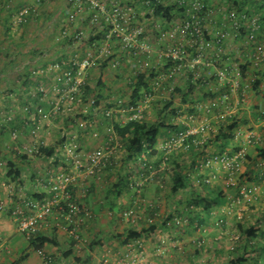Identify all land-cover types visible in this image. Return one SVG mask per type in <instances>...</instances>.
Instances as JSON below:
<instances>
[{
	"label": "crops",
	"instance_id": "1",
	"mask_svg": "<svg viewBox=\"0 0 264 264\" xmlns=\"http://www.w3.org/2000/svg\"><path fill=\"white\" fill-rule=\"evenodd\" d=\"M207 2L210 11L207 15L210 19L205 21V24L211 39L218 37L216 24L222 16L228 15V13L234 15L241 22L243 29L247 31L250 28L249 21L239 17L236 11L229 9L230 11L227 12L228 6L223 0H207ZM220 2L221 6L218 5ZM25 6L34 7L36 14L32 16L27 25L16 24L13 17ZM138 9H143V7L138 4ZM69 13L70 6H68L67 0H9L0 7V200L6 201L13 208L24 199L42 200L48 198L50 196V177L61 171L72 170L66 160L65 145L72 144L80 150L90 153L106 147L109 141H114L116 144L115 157H113V164L109 168L96 175H87L84 171L79 173L78 187H76L75 193L79 201L95 213L93 221L80 230L81 240L70 237L65 226H60L64 223H60V220L55 218L49 219L48 226L42 236L49 237L53 241L46 244L44 250L52 256L54 264H115L119 255L130 250L129 248L132 246V240L129 239L130 231L143 229L141 228L143 225L125 221L122 218V212L135 209L136 204L140 202L141 205V202L145 200L149 204L147 210L144 211V215L146 214L144 219L150 215V208L153 206L162 214L168 212V216L173 215L180 209L178 208L180 199L176 201L174 198L180 196L183 190L180 189L173 193L171 187L169 190L165 189L164 185L168 183L164 178L165 175L162 176L163 178H159L160 171L154 169V164L160 160L162 155L158 149L164 137L156 146L158 154L150 158L147 157L150 173L144 175L143 193L137 195L132 188V183L141 180L139 173L141 167L138 169L134 160L128 159L123 150L117 151V145L122 147L121 141L113 132L111 121L109 122L105 118L107 106L117 100V97L124 91L126 82H117L118 77L124 75L125 78L137 70L136 59L128 55L122 48V43L116 42L115 44L117 57L121 62V67L118 70L103 69L100 64L88 70L87 80L91 82L92 86H96L97 82L103 79L102 81L111 89L105 94L99 107L90 106L86 100L87 97L84 96L85 98H81L79 102L71 106L72 109L67 108L58 117L53 116L49 122L42 121L36 114L37 107L47 106V102L58 97L59 89L55 82L57 74H52L50 70L53 64L68 62L76 57L83 58L89 48L93 47V42L98 40V38H94L100 32L92 31L90 27H87L88 22L82 23L78 20L73 23L69 22ZM141 22L146 24L147 20L143 18ZM163 27L170 28L171 25L164 24ZM67 30L81 33L84 42L74 44L69 37L64 38V33ZM263 32L264 26L260 33ZM147 37L155 49L153 65L162 64L164 59L161 56L160 47L163 45L158 43V36L156 37L154 31L148 33ZM244 37L237 40L231 38L230 43L226 45L231 59L237 60L239 57L243 59L242 56L247 52V41ZM93 39L94 41L91 42ZM42 70H45L47 75L39 74V71ZM199 70L202 75L208 74L204 67H200ZM259 71L264 73V67ZM180 77L175 80V83L183 85L186 80L184 77L183 79ZM40 87L47 90L45 98H41L39 94ZM228 104L230 107L225 112L238 115V118L241 119L240 129L252 132L260 139L257 144L251 145L249 148V158L243 168L241 178L243 182L253 186L256 183L255 179L257 180L254 165L258 164L264 153V137L261 135L264 121L259 117L260 114H264V89L251 91L246 102L241 103L237 98H230ZM28 106L33 110L31 114L26 113ZM110 111H112L111 118L114 122L121 126L126 124L129 112L115 107ZM178 119L176 118L177 124L179 123ZM213 122L217 124L219 121L217 119ZM35 125L40 126L38 139L32 138L29 144H26L25 140L12 141L11 133L13 131L17 130L21 135L30 136L29 132ZM61 126L62 129H57ZM214 131L217 130L214 129ZM54 135L55 139L49 142L48 137ZM38 145L47 149L53 148L54 154L50 157L26 155L27 158L23 159L25 149H36ZM210 148L212 151H209V155L218 150V146ZM226 149L231 151V145ZM12 165H14L13 168H11ZM17 170L20 172V176L16 178V174H13L12 171ZM252 174L253 176H251ZM168 178L169 175L166 176V179ZM159 183L160 185H158ZM221 190H219L222 196L219 201L221 205L212 206L210 211L205 207L206 211L202 215L204 218L210 219L208 224H203L200 228L210 231L209 239L204 241V247L198 245L202 241L199 238L198 243L189 241L191 245L189 250L186 249L189 246L186 243L185 250L169 256L155 257L157 248L161 247L164 242L166 244L169 242L182 243L194 237L196 233L193 232L200 224L193 222L179 232L176 230L175 232L169 224L167 225L163 221L156 226L154 232L150 231L143 237L148 241L150 258H155L159 264H231L233 259L244 256L246 264H264V239L227 243L224 241V234L220 236L217 229L232 231L234 227L226 224L216 227L215 223H210L214 212L219 213L216 216L220 217L221 211L232 201V193L225 190L223 185ZM209 193L213 196L211 192H203L200 195L206 197L208 203H214ZM215 194L217 195V193ZM251 195H253L252 199L247 202L250 209L245 214H251L257 220L258 217L264 215V194L252 190ZM255 209L257 211L253 213ZM243 226L241 228L238 224L234 228L239 235L242 230L250 228L248 225ZM262 227L264 228V221ZM233 254L237 256L234 257ZM201 255L206 256L205 259L199 258ZM40 262L41 259L37 251L30 249L29 242L18 232L11 217L5 213L0 214V264H40Z\"/></svg>",
	"mask_w": 264,
	"mask_h": 264
},
{
	"label": "built area",
	"instance_id": "2",
	"mask_svg": "<svg viewBox=\"0 0 264 264\" xmlns=\"http://www.w3.org/2000/svg\"><path fill=\"white\" fill-rule=\"evenodd\" d=\"M6 1L9 0H0V7ZM180 3H182V0ZM67 4L70 6L69 22L73 23L78 20L85 23L88 21L92 27L100 28L97 30L98 33L101 29H106L105 38L93 42V47L89 48L82 59L76 57L70 61L69 65L73 66V69L67 72L65 79L62 80L63 85H65L64 92L60 98L53 102L52 112L42 109L38 110L42 121L49 120L51 115L65 112L66 107L70 105L69 102L72 103L77 94H83L84 90L80 89L87 81L85 76L88 70L99 64L101 60H109L110 69H118L120 61L114 56L113 50L116 42L122 43L123 49L128 52H132L135 49V56L139 54L146 55L145 59L137 63L136 66L146 68L153 64L151 59L155 51L154 46L148 40L145 26L139 23V17H145L148 13H142L139 16L131 2L123 3L122 0H67ZM145 5L150 8L152 3L147 0ZM192 8L201 14L188 13L187 18L180 23L174 24L168 30L163 29L159 24L156 25L158 40L160 42L168 41V46L161 53L162 58L180 62L183 65H187L190 69H198L195 78L202 74L201 70H199L200 67L206 68L208 71L207 75H216L219 87L224 88L227 86V93L223 96L224 99L236 97L239 102H246L249 93L253 91V85L257 81H260L261 85L264 86V75L261 77L257 74L264 67V34L259 38V32L261 31L259 18L252 17L249 21L250 32L246 37V43L248 46L250 45V50L248 49V52L242 56L243 59L239 57L236 60L231 59L227 47H225L231 35L222 33L217 38H208L205 21L209 20L210 17L202 15L205 5L199 0H194ZM150 11L149 14H152V9ZM35 14L36 9L34 7H22L16 13L15 23H28ZM227 16L224 15L223 18L227 19ZM229 16L230 20H237L234 15ZM241 18L246 17L242 16ZM234 23V27L238 25L236 22ZM64 34L74 44L83 43V35L81 33L67 30ZM67 63L62 62V64ZM246 64L251 65L254 72L243 77L240 67ZM61 66V63H56L52 66V69L58 70ZM175 72L176 70L168 75L169 78H172ZM141 117L138 113L132 116L133 119ZM39 130L40 127L38 126L36 130H32V134L36 136ZM210 130L212 128L208 125V121L203 120L199 126H192L190 129L179 133L177 136L172 137L170 141L163 143L160 148L168 152L182 149L185 146L187 147L186 142L190 136ZM11 138L12 141H16L19 138V134L13 132ZM205 140L198 141L195 139L194 142L203 144ZM236 140L239 142V149L233 156L221 157L216 155L208 160L207 167H215L216 170L221 171L225 187L235 192L231 196L233 197L232 204L224 211L227 212L229 217L236 216L238 221H242L243 213L242 211L238 212L236 209H241L246 199L251 195L252 190L264 194V178L261 186L258 185L252 189L251 186L241 180L243 168L248 161L249 148L251 145L257 144L260 139L252 132L238 129ZM34 150V148H31L28 152L33 154ZM65 152L67 163L71 165L72 170L61 171L50 177V196L48 198L42 200L24 199L13 208L6 201L0 200V214L9 215L16 224L18 232L28 242L37 236H42L46 226H48L49 219L54 218L59 219L60 223H64L60 226H65V230L70 237L81 240L80 230L95 218V213L82 204L75 193V189L78 187L79 173L84 171L87 175L100 174L109 165L113 164L112 159L115 155V150L108 144L104 148L86 153L75 145L69 144L65 145ZM260 166L263 165L260 164ZM217 176L216 171V174L209 178L207 182L215 181ZM136 186L138 188L139 184L137 183ZM123 218L129 222L132 221L133 211H126L123 214ZM149 222L153 224L154 220L149 219ZM142 243L139 240L134 242L133 246L142 248ZM37 254L41 259L40 264H54L52 256L46 250H38ZM127 259H129V254H124L119 264H130Z\"/></svg>",
	"mask_w": 264,
	"mask_h": 264
},
{
	"label": "trees",
	"instance_id": "3",
	"mask_svg": "<svg viewBox=\"0 0 264 264\" xmlns=\"http://www.w3.org/2000/svg\"><path fill=\"white\" fill-rule=\"evenodd\" d=\"M135 1L137 6H135V11L138 12V4L141 6L143 5L142 7L147 9V13L149 15L147 17L149 18V21L159 18L167 23H171L172 21L179 19V17L181 16H188V13L190 11H193L192 5L190 4L192 0H182V3H180L181 0H151L152 5L150 6V8H147L145 5V2L147 0ZM223 1L225 2V5L228 6V8L232 11L235 10L238 11V13L242 12L249 17L253 15L257 16L260 19V23L262 24L261 28L264 26V0ZM202 4L205 5V8L202 11L203 15L210 13L208 2L206 0H202ZM150 9H152V14L150 13L151 16L149 14V12H151ZM229 9L228 11H230ZM140 12L145 13L144 9H139V16ZM194 13L200 14L197 11H194ZM223 17L224 16H222L216 24V32L218 31L219 35L222 33H227L230 35L232 34L236 39H240L242 35L247 36V34L250 32L249 29L247 31L243 29L241 22L234 19L230 20L229 13L227 19H224ZM234 22L238 24L235 27ZM153 30V26L147 22L145 33L147 34L149 32H152ZM105 33L106 29H101L100 33L94 39L105 38ZM94 39L91 42H93ZM116 49L117 47H115L114 45V56L118 58ZM135 51L136 50L133 49L132 52H126L131 58L136 59L137 63H139L140 61L142 62L145 59L146 55L139 54L135 56ZM154 53L151 59L152 63ZM63 62L67 63V61ZM56 63H61L62 65L58 70H51L52 74H57L55 80L57 84L56 87L57 89H59V91L57 92V99L60 98V96L64 92L65 85H63L62 80L65 79V74L67 72L72 71L73 66L69 65V63H71L70 61H68L67 64H62V62ZM99 64L103 69L110 67L109 60H101ZM120 67L121 62L118 69ZM136 67L137 70L130 76L128 75L124 78L123 75L118 77V79L117 76H115L117 82L121 81L123 83H126L124 84L123 93L119 95L120 97L118 96L117 100H114V102L107 106L105 118L108 119L109 122L111 121V128L114 130L113 132L121 141L122 147L117 145V151L120 152L121 150H123L128 159L134 160L138 169H140L139 167H141L139 171L141 178H144V175L150 173V164L147 162V157L150 158L158 154V152L160 151L162 152L161 158L156 164H154V169L160 171L161 173V176H159V178H163L162 176L165 175L164 178L166 181H168V179H166V176L169 175L171 181L170 187L172 188L173 193H176L180 189L186 191L187 189H189L190 192H193V194L196 196L195 200L189 203L190 207L180 208L175 214L170 215L166 219H164L165 224L167 225L170 222H173L174 225H177L178 222L182 223L187 221L186 219L188 218H185L184 214L188 211V213L193 212L190 210L193 209L194 206L203 204L208 209V211H210L212 206H217L219 204L221 205L219 201L222 196L219 190H221L222 185L220 183H217L216 181H212L211 183L207 182V180L209 178H212L217 171L215 167H207V162L209 159L215 157L216 155H219L221 157L233 156V154L239 149V142L236 140V132L241 128V119H239L238 115L234 113L228 114L225 112L230 107V105L228 104L230 98L236 97L229 96V99H224L223 96L227 93V86L224 88L219 87L217 84L216 75L201 74L199 77L195 78L196 73H198V69H190L187 65H183L180 62H173L164 59L162 64H159L157 66L152 64V66H147L146 68H140L138 66ZM240 68L243 77L251 72H254V70L251 68V65L248 64L241 65ZM175 70V75L172 78H169L168 75H170ZM185 70L187 72H184ZM40 73H42V75H47L45 70L39 71V74ZM257 74L261 77L262 75H264L262 71H259ZM181 75H183L184 79L186 80V83H184L183 85L175 83V80ZM183 77L180 78L183 79ZM58 80L61 81L58 82ZM102 80L100 79V81L97 82L96 86H92L91 82L87 80L80 89L84 90L83 94H77L74 98V101L72 103L69 102L70 105H74L79 102L80 98L87 97L88 99L86 98V100H88L90 106L94 108L99 107L102 99H104L105 97V94L111 90L109 86H107V84ZM261 84L262 83H260V81H257V83L253 85L252 90L255 91L262 88L264 89V86H262ZM39 94L41 95V98H45L47 96V90L44 87H40ZM240 95L238 96V99ZM55 100L47 102V106H39L36 108L35 112L40 117V119L41 116L38 113V110L42 109L44 111L52 112L53 102ZM114 107L129 112L127 122L123 126L117 124V122H114L111 118L112 111L110 110H112ZM32 111V108L28 106L26 113L31 114ZM62 113L64 112H59L58 115H51V118L53 116L58 117ZM137 113L142 117L133 119L132 116ZM259 117L260 119L262 118V121H264V114H260ZM176 118H179L178 124L176 123ZM217 119L219 122L215 124L213 120L216 121ZM203 120L208 121V125L212 128V130L205 132L202 131L200 134L190 136L186 142L187 147L185 146L182 149H175L171 152L165 151L160 148L163 143L170 141L172 137L177 136L179 133L190 129L192 126H199L201 122H203ZM37 127L38 125H35L32 130H36ZM214 129L217 131H214ZM13 132L19 133L17 130ZM261 135L262 137H264V129L262 130ZM30 136L32 138L35 137V135L33 134H31ZM163 137L164 139L160 143L159 141ZM195 139L198 141L202 139L206 140L203 144H196L194 142ZM159 143L160 145L158 151L156 149V146ZM108 144L115 150L116 144H114V141H109ZM230 145L232 147V150L228 151L226 147L228 148L230 147ZM211 146H218V150H215L209 155V151H212V149L210 148ZM35 150L36 151H34V156L37 157H50L54 154L53 148L47 149L42 145H38V148H36ZM113 157H115V155ZM185 157H190L191 170H193V173H199L197 174L196 178H199L201 184L200 186L203 187L204 190H206V193H212L213 196H211L210 193L209 194L211 196V199L214 200V203H208L206 197L200 195V193H198V189L193 187L192 173H187L188 170ZM26 158V155L23 156V159ZM260 164H262L263 166H260ZM13 167L14 165H12L11 168ZM109 167L110 165L108 166V168ZM254 167L256 169L255 173L257 177V180L255 179V181L259 186H261L264 178V153L261 155L258 164L256 166L254 165ZM12 172L13 174H16V178L20 176V172L18 170ZM136 184L137 182L131 184L132 188H134V191L138 189ZM135 192L137 193V195L142 194L141 192L138 193L137 190ZM215 193H217V195ZM234 194L235 192L233 193V195ZM231 199L232 201L230 205L233 202V197H231ZM127 211H131V209ZM125 212L126 211L122 212V218ZM150 212L151 217L153 218L159 216L160 213L154 206L150 208ZM193 214L194 218L186 226L191 225L193 222H199L200 224H198V227L195 230H199L201 228V225L208 224V221H210V219L204 218L201 212H193ZM228 218L229 216L227 212H222L220 217H217L215 226L222 227L225 224L227 225ZM234 219L236 220L237 225L239 224L241 228L244 227L243 225L246 223L245 221H238L236 217H234ZM263 221L264 215H261L260 217H258L256 222L250 226V228L248 227L244 230L241 229L242 232L239 235V241L236 242L239 243L243 240L251 242L256 241L260 238L264 239V228L262 227ZM156 226L157 225L152 224L148 229L143 228L141 231H130L129 239L132 240V242L139 241L148 232H154ZM52 242V239H50L49 237L37 236L29 241V247L34 251H38L44 249L46 247V244H50ZM243 257L235 260L233 259L231 261V264H246L247 261Z\"/></svg>",
	"mask_w": 264,
	"mask_h": 264
},
{
	"label": "rangeland",
	"instance_id": "4",
	"mask_svg": "<svg viewBox=\"0 0 264 264\" xmlns=\"http://www.w3.org/2000/svg\"><path fill=\"white\" fill-rule=\"evenodd\" d=\"M207 1V0H206ZM219 6H221L222 5V3L220 2L219 4H218ZM229 9V8H228ZM16 16V15H15ZM13 17V18H16V17ZM13 21H14V19H13ZM29 22H30V20H29ZM28 22V23H29ZM88 22V21H87ZM150 22V21H149ZM28 23H25L24 25H27ZM86 23V22H85ZM87 27H90L91 29H92V31H97L99 28L98 27H93L92 28V25L90 24V22H88V25H87ZM97 35V34H96ZM64 36H65V34H64ZM63 36V37H64ZM66 37V36H65ZM60 38V37H59ZM64 39V38H63ZM83 41H84V39H83ZM160 50L162 51V47H160ZM50 70H53L52 69V67H51V69ZM86 77V79L88 78V73H87V75L85 76ZM72 105H70V106H67L66 107V109L68 108V109H72V107H71ZM52 119L50 118L49 120H47V121H44V122H49V121H51ZM57 129H62V126L61 127H59V128H57ZM62 132H63V130H61ZM19 134V133H18ZM32 134V129H31V131H30V133H29V135H31ZM39 135H40V130H39V133L34 137V139H38V137H39ZM55 135L54 136H49L48 137V140H49V142L50 141H53L54 139H55ZM70 138H72V136H70ZM73 139V138H72ZM71 139V140H72ZM19 140H25L26 141V144H29V143H31V141H32V137L31 136H28V135H21V134H19V139L18 140H16V142L17 141H19ZM73 142V141H72ZM31 149V148H30ZM28 150L29 149H25L24 151H25V153L23 154V155H29V156H34V153L33 154H30L29 152H28ZM34 151H36V150H34ZM185 160H186V162H187V173H192V184H193V187H195V188H197L198 189V193H206L205 191L206 190H204V188L203 187H201L200 185V180H199V178H196L197 177V174H199V173H193V170H191V159H190V157H185ZM186 171V170H185ZM217 179L215 180L217 183H220V184H222L223 185V187L225 188V190H227V191H229V193L231 192L232 194H231V196L233 195V193H234V191H230V189H227L226 187H225V185H224V182H223V179H222V176H223V174L221 173V171H219V170H217ZM251 176H253V174L251 175ZM141 180L140 181H137V183L139 184V187H138V189H136L137 191H138V193L139 192H141V193H143V191H144V184H145V179H143V178H140ZM166 182H168L166 185H164V187H165V189H167V190H169V188H170V186H171V181H170V178H168V181H166ZM158 185H160V183L158 184ZM253 186H258V184L257 183H255ZM253 186H251V187H253ZM135 190V191H136ZM205 195V194H204ZM252 196L253 195H250L247 199H246V201H245V203L243 204V206L241 207V209H236V210H238V212H240V211H242V213H243V220H242V222H246V224H244V225H248V226H251V225H253V223L255 222V220H256V217L255 216H251V214H245L246 213V211H248V209H250V206L249 205H247V202H249L251 199H252ZM195 195L193 194V192H190V190L189 189H187V191L186 190H183V192H182V194H180V196H178V197H175L174 199L176 200V201H178L179 199H180V201H178V208H184V207H190L189 206V203L190 202H193L194 200H195ZM140 203V202H139ZM136 204L135 205V209H131V211H133V219H132V221H130V222H133V223H135V224H139V225H143L141 228H146V229H148L152 224L149 222V219H153L154 220V223H153V225H159V224H161L163 221H165L164 219H166L167 217H168V212L167 213H165V214H162V213H159V216H156V218H153V217H151V213H150V215L149 216H146L145 217V219L143 218L145 215H144V211H145V209L147 210V207H148V204L149 203H147V201H145V200H143V202H141V205L140 204ZM222 203H224V202H222ZM144 204H145V206H144ZM174 204H175V202L173 203V206H174ZM260 204H262V203H260ZM227 208H229V205L228 206H226L223 210H225V209H227ZM190 211H193L194 213H200L201 212V214L203 215V212L205 213V206L203 205V204H200V205H198V206H194V208L193 209H191ZM256 209L254 210V212L253 213H256ZM189 212V211H188ZM188 212H186L184 215V217L186 218H188V219H190V220H188V219H186L187 221H185V222H178L177 223V225L175 224H173V222H170L169 223V226H171L173 229H174V231L176 230V231H180L181 229H184L185 228V226L188 224V223H190L191 222V220L194 218V214H193V212H190V213H188ZM223 211H221V213H222ZM143 213V214H142ZM215 214H214V216H213V219L211 220V222L210 223H215L216 222V214L218 215L219 213H216V212H214ZM120 215V214H119ZM234 217H236V216H234ZM234 217H232V216H230L229 218H228V222H227V225H229L230 227H234V228H236L237 227V222H236V220L234 219ZM142 219V220H141ZM125 221H127L126 219H125ZM127 222H129V221H127ZM234 228H232V231H227L228 229H226V230H224V231H222V230H220V229H217V230H219L218 231V234L221 236V235H223L224 234V241L225 242H227V243H233V242H236V241H239V234L236 232V230L234 229ZM173 231V232H174ZM175 231V232H176ZM227 232H229V233H227ZM194 234L196 233V235H194V237H191L189 240H187L186 242H182V243H174V242H167L168 244H166L165 242H164V244L161 246V247H158L157 248V252H156V254H155V257H163V256H169V255H171V254H176V253H178V252H180V251H182V250H185L184 248H185V246H186V243L189 245V246H187V250H189V249H191V245L189 244V241H193V242H197L198 243V239L199 238H201V242H199L198 243V245L199 246H202V247H204V241H206L207 239H209L208 238V236L210 235L209 233H210V231L208 230V229H205V230H202V229H200V230H196L195 232H193ZM202 235V236H201ZM192 239V240H191ZM227 240V241H226ZM141 241L143 242L142 243V248H138L137 246H133L134 245V242H132L131 243V247L129 248L130 250H128V251H126V252H123L122 254H120L119 255V257L117 258V260L115 261V264H119L121 261H122V258H123V255L124 254H129V259H127L128 260V262L130 263V264H159V262L155 259V258H150V248H149V245H148V241L147 240H145V239H141ZM193 242H192V246H193ZM215 242V241H214ZM241 242H243V241H241ZM172 244V245H171ZM197 245V246H198ZM204 252V251H203ZM202 252V253H203ZM168 253H170V254H168ZM154 254V253H153ZM231 256V255H230ZM233 256L235 257V256H237V255H235V254H233ZM204 256H200L199 258H201L202 260L203 259H205V257L203 258ZM229 257V256H228ZM228 257H226L227 259H228ZM201 263V262H200Z\"/></svg>",
	"mask_w": 264,
	"mask_h": 264
},
{
	"label": "clouds",
	"instance_id": "5",
	"mask_svg": "<svg viewBox=\"0 0 264 264\" xmlns=\"http://www.w3.org/2000/svg\"><path fill=\"white\" fill-rule=\"evenodd\" d=\"M133 1V0H132ZM132 1H129V2H132ZM151 1V0H150ZM199 1H201L202 2V0H199ZM122 2L124 3V2H128V0H122ZM194 2V0H192V2L190 3L191 5H192V3ZM132 5L135 7L136 6V1L135 2H132ZM143 6V5H142ZM137 7V6H136ZM147 7V6H146ZM148 8V7H147ZM144 9V11H145V13H147V9L146 8H143ZM193 9V8H192ZM138 10V12H139V9H137ZM235 11V10H234ZM137 12V13H138ZM227 12H229V11H227ZM237 13H238V11H236ZM243 14V15H241V14ZM240 13H238L239 14V17H246V19L248 20V21H250L251 20V18L252 17H257V16H255V15H253V16H248V15H245L244 13H242V12H240ZM142 14V12H140V15ZM189 14H195L194 13V10L193 11H190L189 12ZM201 14V13H200ZM202 15H203V13H202ZM207 15V14H206ZM147 16H149L148 14L145 16V17H143V16H140L139 17V23H141V24H143L142 22H141V19H143V18H145L146 20H147V22L150 24V25H152L153 26V31L155 32V35H156V37L158 36V32H157V30H156V25L157 24H159V25H161V27L163 28V29H165V30H168V29H170V28H172L173 26H174V24H176V23H180L182 20H184L185 18H187V16H185V17H179V19H176V20H174V21H172L171 23H167V22H165V21H163L162 19H159V18H157V19H152V21H150L149 22V18L147 17ZM151 16V15H150ZM259 22H260V19H259ZM164 24H167V25H171V27L170 28H166V27H163V25ZM261 24V23H260ZM144 26H145V28H146V24H143ZM262 25V24H261ZM250 30V29H249ZM261 30H262V28H261ZM261 32V31H260ZM259 32V33H260ZM150 33V32H149ZM264 34V32L263 33H260L259 34V38H261L262 37V35ZM146 35H148V33L146 34ZM248 35V34H247ZM233 36H231V38H232ZM243 37V36H242ZM241 37V38H242ZM247 36H245L244 38H246ZM208 38H210L209 37V34H208ZM231 38L229 39V41H231ZM232 39H234V40H237L235 37H233ZM246 40H247V38H246ZM157 41H158V43H160V44H162L163 46H162V51L168 46V41L167 42H160L159 40H158V37H157ZM227 42V44L228 43H230V42ZM247 46V49H246V51L249 49L250 50V45L248 46V45H246ZM225 47H226V45H225ZM161 51V52H162ZM248 52V51H247ZM246 52V53H247ZM263 72V71H262Z\"/></svg>",
	"mask_w": 264,
	"mask_h": 264
}]
</instances>
